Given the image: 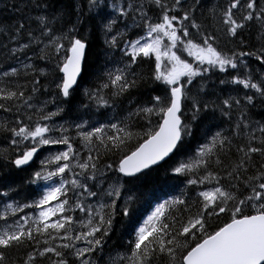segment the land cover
I'll return each mask as SVG.
<instances>
[{"label":"snow or ice","instance_id":"obj_1","mask_svg":"<svg viewBox=\"0 0 264 264\" xmlns=\"http://www.w3.org/2000/svg\"><path fill=\"white\" fill-rule=\"evenodd\" d=\"M12 10L0 159L26 175L0 185V264H264V0ZM163 165L184 188L133 221L129 185Z\"/></svg>","mask_w":264,"mask_h":264},{"label":"trees","instance_id":"obj_2","mask_svg":"<svg viewBox=\"0 0 264 264\" xmlns=\"http://www.w3.org/2000/svg\"><path fill=\"white\" fill-rule=\"evenodd\" d=\"M13 0H0V19L2 20H12L15 17V12L12 10ZM9 4V5H8ZM7 5V7H6ZM5 14V15H4ZM256 32L252 33V40L255 42ZM96 47L94 43V48ZM94 66L89 68V71H93ZM89 78L86 77V81ZM95 112V109L92 110ZM104 110L101 109V112ZM261 109H256L254 112L257 113L256 119H259V113ZM9 114L0 112V121L4 120L6 116ZM91 115V113H89ZM74 118V117H73ZM87 118V117H85ZM93 119L99 118V113L92 117ZM189 146L192 149L196 147V141L190 140ZM8 147L7 142L0 136V152L5 150ZM37 161L33 164V168H38ZM167 165H163V167L157 169L156 171L150 172L147 176H142L139 180L134 181L132 185L129 187H134L135 195L137 199L133 204V221L141 219L149 209L154 206L156 203H163L165 199H171L173 196H177L180 194L181 190L184 188V185L180 182L179 179L173 178L169 175L165 174L164 168ZM26 175V173H15L10 171L7 168L3 167V161L0 159V185L11 184L14 186H18L22 183V178ZM35 186H25L20 193V196L16 197L17 199H21L25 196L31 195L33 193V189ZM190 195H194V193H189ZM0 210H2V203H0ZM28 211V210H26ZM22 215V214H21ZM223 218L220 221H213V224L222 223ZM131 224L130 221H125V229L121 231H126L127 227ZM119 228L120 226L117 225ZM124 240L128 237L124 235ZM113 241H115L118 245L121 243L117 234L113 235ZM111 243V242H110Z\"/></svg>","mask_w":264,"mask_h":264},{"label":"rangeland","instance_id":"obj_3","mask_svg":"<svg viewBox=\"0 0 264 264\" xmlns=\"http://www.w3.org/2000/svg\"><path fill=\"white\" fill-rule=\"evenodd\" d=\"M185 55H186V54H185ZM37 164H38V167H39V160L37 161ZM154 210H155V206H154V207H153L148 213L150 214V213H151L152 211H154ZM28 211H29V210H28ZM149 214H148V215H149ZM146 217H147V216H146ZM146 217H145V218H146Z\"/></svg>","mask_w":264,"mask_h":264},{"label":"bare ground","instance_id":"obj_4","mask_svg":"<svg viewBox=\"0 0 264 264\" xmlns=\"http://www.w3.org/2000/svg\"><path fill=\"white\" fill-rule=\"evenodd\" d=\"M8 5H9V4H8ZM4 15H5V14H4ZM256 117H257V116H256ZM156 204H157V203H156ZM156 204H155L154 206H156ZM154 206H152V207L149 209V211H150ZM149 211H148V212H149ZM148 212H147V214H145L142 218H145V217L149 214ZM142 218H141V219H142Z\"/></svg>","mask_w":264,"mask_h":264}]
</instances>
